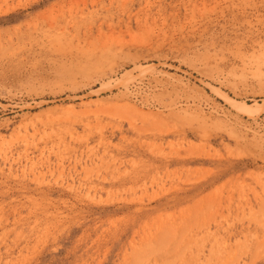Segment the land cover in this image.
Instances as JSON below:
<instances>
[{
	"label": "rangeland",
	"instance_id": "1",
	"mask_svg": "<svg viewBox=\"0 0 264 264\" xmlns=\"http://www.w3.org/2000/svg\"><path fill=\"white\" fill-rule=\"evenodd\" d=\"M0 264H264V0H0Z\"/></svg>",
	"mask_w": 264,
	"mask_h": 264
}]
</instances>
